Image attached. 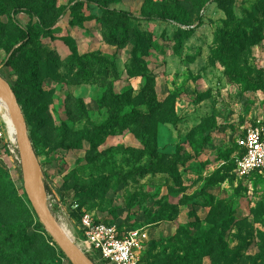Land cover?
I'll use <instances>...</instances> for the list:
<instances>
[{
  "label": "rangeland",
  "instance_id": "1",
  "mask_svg": "<svg viewBox=\"0 0 264 264\" xmlns=\"http://www.w3.org/2000/svg\"><path fill=\"white\" fill-rule=\"evenodd\" d=\"M0 73L73 239L89 214L145 230L139 264H264V170L234 156L264 123V0H0ZM0 125L16 142L1 101ZM0 264H70L2 139Z\"/></svg>",
  "mask_w": 264,
  "mask_h": 264
},
{
  "label": "built area",
  "instance_id": "2",
  "mask_svg": "<svg viewBox=\"0 0 264 264\" xmlns=\"http://www.w3.org/2000/svg\"><path fill=\"white\" fill-rule=\"evenodd\" d=\"M235 136V170L240 177L264 170V123L253 120L240 127ZM4 140L14 158L20 162L17 142L9 141L0 125V140ZM74 242L86 243L82 251L95 264H139L140 252L147 240L142 228L119 229L117 226L95 222L89 214L80 218Z\"/></svg>",
  "mask_w": 264,
  "mask_h": 264
},
{
  "label": "water",
  "instance_id": "3",
  "mask_svg": "<svg viewBox=\"0 0 264 264\" xmlns=\"http://www.w3.org/2000/svg\"><path fill=\"white\" fill-rule=\"evenodd\" d=\"M0 93L7 103L15 126L23 187L33 211L43 225L45 231L55 241L57 246L69 260L70 264H95L92 259H90V257L78 247L74 240L69 238L52 216L46 203L41 201L35 193L32 183V168L36 167L37 171L41 174L40 165L28 132V126L21 105L18 102L11 84L1 75V73ZM43 189L45 190L44 185Z\"/></svg>",
  "mask_w": 264,
  "mask_h": 264
},
{
  "label": "bare ground",
  "instance_id": "4",
  "mask_svg": "<svg viewBox=\"0 0 264 264\" xmlns=\"http://www.w3.org/2000/svg\"><path fill=\"white\" fill-rule=\"evenodd\" d=\"M0 101H1V106L4 110L5 117L9 121L10 127L13 130L14 123H13L12 117L10 115L7 103H6V101L3 98L1 93H0ZM14 131H15V126H14ZM15 136H16V133H15ZM16 142H17V140H16ZM32 183H33V188H34L35 193L38 196V198L41 201L45 202L44 194H43L44 193L43 184L41 181L40 173L37 171L36 167L32 168ZM59 225L64 230V232L69 236V238H71L73 240V236H72L71 232L67 228H65L63 225H61V224H59ZM85 245H86V243H79L78 247L80 249H82Z\"/></svg>",
  "mask_w": 264,
  "mask_h": 264
},
{
  "label": "trees",
  "instance_id": "5",
  "mask_svg": "<svg viewBox=\"0 0 264 264\" xmlns=\"http://www.w3.org/2000/svg\"><path fill=\"white\" fill-rule=\"evenodd\" d=\"M117 13H119V14H124V15H129V13L128 12H126V11H117ZM20 42H22V41H20ZM21 45V44H20ZM20 45H18L17 47H15L13 50H11L10 52H8V56H7V58H6V60H5V62H4V64L5 65H9V64H11L12 62H14L15 60H16V58H17V56H18V51H19V47H20ZM215 55H216V57H217V59L226 67V69L228 70V72H229V75L231 76V77H233L234 79H238L240 76L239 75H237L236 73H235V71L233 70V68L231 67V65H230V63H229V61H228V59L222 54V52L221 51H216L215 52ZM12 86V85H11ZM12 89H13V91H14V93L16 94V96H17V99H18V102H19V104L21 105V108H22V110L24 109V107L22 106V104H21V102H20V94H19V91L17 90V88L15 87V86H12ZM24 113V112H23ZM25 115V114H24ZM25 120H26V116H25ZM27 123V122H26ZM106 123H104L103 125H101V126H104ZM101 126H99L98 127V129L99 130H101ZM35 149V148H34ZM35 152H36V150H35ZM163 168V167H162ZM45 186V191L46 192H50V189H49V187L45 184L44 185Z\"/></svg>",
  "mask_w": 264,
  "mask_h": 264
}]
</instances>
